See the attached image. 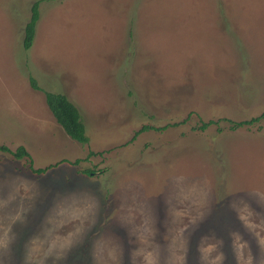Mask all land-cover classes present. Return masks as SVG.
Returning a JSON list of instances; mask_svg holds the SVG:
<instances>
[{"label":"rangeland","instance_id":"obj_1","mask_svg":"<svg viewBox=\"0 0 264 264\" xmlns=\"http://www.w3.org/2000/svg\"><path fill=\"white\" fill-rule=\"evenodd\" d=\"M33 1L0 0V264H264V118L224 121L264 113V0H36L23 48Z\"/></svg>","mask_w":264,"mask_h":264},{"label":"trees","instance_id":"obj_2","mask_svg":"<svg viewBox=\"0 0 264 264\" xmlns=\"http://www.w3.org/2000/svg\"><path fill=\"white\" fill-rule=\"evenodd\" d=\"M37 2L36 0L30 3V15L27 19V21L23 25L22 29V39H21V45L23 48H28L31 45L33 34H34V26L37 19ZM29 85L34 89H40L38 84L36 83L35 79L32 76L28 77ZM43 93L44 102L50 111L52 117L54 118L55 122L62 128V130L68 134L72 139L84 144L87 142V136L84 133V126L81 120L80 113L77 109V107L67 98L65 94L62 93H54L47 90H41ZM264 118V113H261L258 116L252 117L248 120H242V121H231V120H224L228 123H231L230 128L236 129L239 126L242 125H252L258 122ZM216 121V120H215ZM215 121L208 120L206 122H201L200 125L197 127L198 130H203L207 125L215 123ZM175 123L172 124H166L162 127H152L150 125H146V123L141 124L137 130L135 131L138 133L139 131L143 130H163L167 126H173ZM0 150L2 151H11L6 145L0 144ZM14 156L20 157L21 155H28L27 151L21 146H17L14 151H11ZM91 154V153H89ZM35 171L45 172L44 169L36 168ZM86 174L90 175L92 174L91 170H85Z\"/></svg>","mask_w":264,"mask_h":264}]
</instances>
